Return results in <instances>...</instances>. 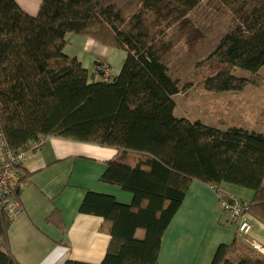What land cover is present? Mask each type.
<instances>
[{"label": "trees", "instance_id": "obj_1", "mask_svg": "<svg viewBox=\"0 0 264 264\" xmlns=\"http://www.w3.org/2000/svg\"><path fill=\"white\" fill-rule=\"evenodd\" d=\"M219 1L236 25L197 63L200 69L216 66L201 85L213 93L260 86L264 0ZM200 2L41 0L31 16L15 0H0V137L7 149L17 152L39 139L45 144L60 138L116 152L100 181L131 194L130 205L87 192L79 209L110 225L111 242L100 264H158L162 235L192 182L216 192L224 185L250 190L248 202L234 198L264 226V133L239 125L220 130L174 116L173 97L188 86L182 89L168 75L163 59L189 35V13ZM68 35L126 53L119 73L110 82L90 80L64 53ZM97 62L105 61L94 66ZM236 69L251 78L236 77ZM258 126L263 129L264 121ZM19 171L15 195L28 183V173L22 166ZM222 201L233 204L218 193L219 206ZM46 222L64 229L55 209ZM11 224L0 209V264H19L10 251ZM137 230L144 231L142 240ZM211 264H264V256L236 232L230 245L218 246Z\"/></svg>", "mask_w": 264, "mask_h": 264}, {"label": "crops", "instance_id": "obj_2", "mask_svg": "<svg viewBox=\"0 0 264 264\" xmlns=\"http://www.w3.org/2000/svg\"><path fill=\"white\" fill-rule=\"evenodd\" d=\"M15 1L27 14L35 16L41 0ZM66 41L64 53L81 64L90 80H100L94 73L96 61L108 62L116 72L126 57L123 51L108 49L85 37L68 35ZM115 154L113 148L60 138L49 139L38 151L26 152L22 170L28 173V183L21 185L19 194L15 195L20 211L8 230L15 261L19 264L102 262L111 242L110 225L101 217L80 213L79 209L87 192L130 205L131 194L100 181L106 170L105 162ZM219 192L236 197L227 186L216 192L198 182L190 184L162 235L158 264H211L218 246L234 241L236 225L227 227V216L218 202ZM236 198L242 201L239 196ZM54 209L60 215L63 231L46 222ZM250 223V237L264 248V226L252 218ZM135 237L142 240L144 231L137 230Z\"/></svg>", "mask_w": 264, "mask_h": 264}, {"label": "rangeland", "instance_id": "obj_3", "mask_svg": "<svg viewBox=\"0 0 264 264\" xmlns=\"http://www.w3.org/2000/svg\"><path fill=\"white\" fill-rule=\"evenodd\" d=\"M188 18L193 24L189 35L184 41L178 42L163 59L168 75L178 79L182 89L188 86L185 91L173 97L174 116L191 122L199 121L220 130L239 125L250 132L264 133V128L258 126L260 121H264V69L259 72L262 78L260 86L249 84L240 91L213 93L206 91L201 83L215 73L216 66L211 64L203 69L196 67L214 50L220 39L233 30L236 20L219 0H201ZM112 71L116 76L119 68L116 72L114 69ZM233 74L238 78L252 76L250 72L241 69H236ZM227 187L232 188L236 197L239 196L242 201L252 196L248 189L234 185ZM227 227L235 225L227 223Z\"/></svg>", "mask_w": 264, "mask_h": 264}, {"label": "built area", "instance_id": "obj_4", "mask_svg": "<svg viewBox=\"0 0 264 264\" xmlns=\"http://www.w3.org/2000/svg\"><path fill=\"white\" fill-rule=\"evenodd\" d=\"M94 70L101 81L110 82L113 78L112 68L107 62H97ZM43 146L44 140L39 139L30 143L26 150L11 152L5 146L4 139L0 137V209L6 211L11 219L20 211L15 199V191L20 180L19 167L24 162L26 152L38 151ZM219 194L233 201L232 205L222 201L220 207L227 211L229 218L235 223L239 240L264 256V248L250 237V217L244 211V206L231 194L222 192Z\"/></svg>", "mask_w": 264, "mask_h": 264}]
</instances>
